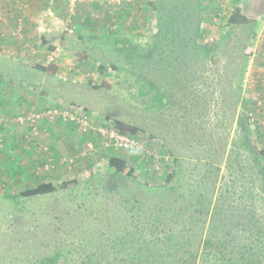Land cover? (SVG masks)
I'll return each mask as SVG.
<instances>
[{
	"label": "rangeland",
	"instance_id": "obj_1",
	"mask_svg": "<svg viewBox=\"0 0 264 264\" xmlns=\"http://www.w3.org/2000/svg\"><path fill=\"white\" fill-rule=\"evenodd\" d=\"M55 2L63 15H36L39 41L58 39L44 68L0 56V94L34 100L0 117V264H264L263 0ZM236 8L250 22L231 29ZM116 122L137 150L106 145ZM42 184L55 190L20 195Z\"/></svg>",
	"mask_w": 264,
	"mask_h": 264
},
{
	"label": "crops",
	"instance_id": "obj_2",
	"mask_svg": "<svg viewBox=\"0 0 264 264\" xmlns=\"http://www.w3.org/2000/svg\"><path fill=\"white\" fill-rule=\"evenodd\" d=\"M42 7L53 9L56 16L62 14L63 9H65V6L55 2V0H0V56L10 55L11 59H15V61L18 62L17 66L20 68H22L21 65L26 66L23 63L31 64L32 67L44 68V62H42L41 59H43L44 56L46 57V55L53 50L54 45H58L57 36L47 35L48 32L51 31V28L46 29L42 37V40H45V37H49L50 41H44V44L39 41L38 20L36 15ZM49 14L51 13L49 12ZM19 20L23 21V27L17 35H12L16 30ZM59 22L58 17H53L51 20V23L55 25L56 29H58L56 27L58 26L62 30H65L63 24L61 26V22ZM261 41V45L256 50L257 56H261L263 59L264 40ZM5 88H8L7 93L2 92L0 94V117L3 118L6 123H9L13 121L14 117L18 116L25 105H32L34 100L26 99L19 91L20 86H16L14 89L10 87H4V89ZM253 88L263 95V100H259L261 103H258L260 107L256 111L260 117L264 118V77L259 78ZM14 129L15 128L11 126V130ZM11 130L6 133L11 135ZM70 130L72 133H77L72 127H70ZM14 133H17V131L15 130ZM66 133H70L69 130ZM5 138L8 140V144L6 142V149H8L10 147L8 145L13 143L8 139L9 137L6 136Z\"/></svg>",
	"mask_w": 264,
	"mask_h": 264
},
{
	"label": "built area",
	"instance_id": "obj_3",
	"mask_svg": "<svg viewBox=\"0 0 264 264\" xmlns=\"http://www.w3.org/2000/svg\"><path fill=\"white\" fill-rule=\"evenodd\" d=\"M60 1H62L63 4L68 5L70 10H72L77 4H79V2H82L83 0H60ZM213 15H214L213 19L216 20L218 15L217 14H213ZM261 37H264V30L256 37L254 43H257L259 38ZM56 57H57L56 53L54 54L52 53L48 55L45 64L48 65L54 63ZM56 113H57L56 110L49 109L45 115H47L49 119H52L54 114ZM250 116L251 113L248 114V117ZM35 118L36 120H39L41 118V115L37 114L35 115ZM69 119L71 120L72 123L76 124L77 130L78 128L83 132L87 130L89 119L86 115L82 114L77 116H71L69 117ZM23 120L24 119L22 117L20 116L17 117V122H23ZM249 120L251 122L255 121L253 117ZM31 121L33 122V119H31ZM1 124L2 122L0 120V125ZM98 132L101 133L102 135L107 136V143H106L107 146H111L115 149L124 150V151H134L138 149V146L136 145L135 139L133 137L123 134L114 128H100L98 129Z\"/></svg>",
	"mask_w": 264,
	"mask_h": 264
},
{
	"label": "trees",
	"instance_id": "obj_4",
	"mask_svg": "<svg viewBox=\"0 0 264 264\" xmlns=\"http://www.w3.org/2000/svg\"><path fill=\"white\" fill-rule=\"evenodd\" d=\"M264 3V0H263ZM165 16L164 13L160 12L159 14V22H161L162 24L165 25L166 29H170L169 26L165 23V20L163 19V17ZM249 19H247L245 17V15L242 14V11L240 8H236L234 9V11L232 12V14L228 17L227 23L230 25L231 29L237 27V26H245L249 23ZM166 29H163V31H166ZM170 30H168L169 32ZM196 31V30H195ZM111 39V38H109ZM183 39V38H182ZM113 40V39H112ZM123 39H115L113 41V44L117 47L125 44L126 40L124 41V43H122ZM186 42L191 41L192 37L185 39ZM55 46V45H54ZM54 49V47H53ZM128 55H129V51H128ZM242 75V73L240 75H238V78ZM151 86L153 87V85L151 84ZM158 95V94H157ZM160 97V95H158ZM161 102L163 101V97L160 98ZM115 127L118 129L119 132L121 133H131L134 134L135 130L134 129H130L128 126L123 125L120 122H116L115 123ZM108 169L110 170H114L117 173H124L127 170L126 164L124 163V161L118 159V158H110L108 160V165H107ZM129 172V169L127 170V174ZM131 173V171H130ZM170 178H173V175L170 176ZM75 184L74 181H70L68 183H65L63 186L64 187H70L73 186ZM55 190V187L52 186L51 184H42L37 186L34 189H30L27 190L25 192H21L20 195L22 197H32V196H37V195H44L47 193H51Z\"/></svg>",
	"mask_w": 264,
	"mask_h": 264
}]
</instances>
